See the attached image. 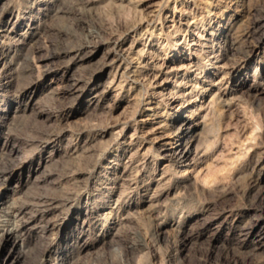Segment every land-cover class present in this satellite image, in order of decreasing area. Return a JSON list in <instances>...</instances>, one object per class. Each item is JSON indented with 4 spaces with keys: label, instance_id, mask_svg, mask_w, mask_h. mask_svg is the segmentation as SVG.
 <instances>
[{
    "label": "rangeland",
    "instance_id": "1",
    "mask_svg": "<svg viewBox=\"0 0 264 264\" xmlns=\"http://www.w3.org/2000/svg\"><path fill=\"white\" fill-rule=\"evenodd\" d=\"M152 1L0 0V22L15 17L22 32L0 42V206L28 221L13 264H264V0L164 4L168 19L182 8L196 15L192 33L231 28L227 50L214 37L200 74L176 83L195 85L185 99L211 98L217 85L204 96L200 87L215 51L234 88L227 103L212 97L207 106L197 181L176 167L161 178V169H143L114 134L143 116L134 109L148 83L125 45L152 42L164 57L194 53L173 29L138 38L155 16ZM122 58L119 87L111 79Z\"/></svg>",
    "mask_w": 264,
    "mask_h": 264
},
{
    "label": "bare ground",
    "instance_id": "2",
    "mask_svg": "<svg viewBox=\"0 0 264 264\" xmlns=\"http://www.w3.org/2000/svg\"><path fill=\"white\" fill-rule=\"evenodd\" d=\"M177 1L179 0H174V7ZM166 2H168V0H153L149 3L148 6H151L153 10L152 13L154 12V15L159 16L162 20H160V26L154 23L155 16L147 20V27L144 32H139L140 36H138V38L141 39L143 34L145 35L148 33V30H151L149 35L152 36L155 29H160V35L165 31L173 29L175 32L181 33L185 39H190L189 48H193L194 53L192 54L190 51L186 53L183 49H180L178 54L172 57H164L159 56L158 53L154 51L155 45L152 42L140 43V41L133 40L131 42L129 41L128 45H125L122 52L135 56L132 57L137 59L134 71L142 72L148 83L146 86V94H142L143 96L138 100L137 107L134 109L135 114H137L136 112H140L143 113V116L137 118L134 126L127 122L123 124L121 129L114 130V134L118 139H122L127 149H135L132 153L140 155L141 159L146 162L147 165L144 166L143 169H146L148 165L150 167L151 164L153 169H161L159 176V178H161L169 167H176V170L184 174V177H193L197 181L198 179H196V177L198 174L200 175V171H202L201 158L203 152L199 146L200 136L201 132L207 127V115L210 114L207 106L210 100H212V97H215L218 103H227L229 98H231L230 94L234 91V88H229L230 86H228L227 83L225 84L229 72L224 69L226 61L223 60L221 53L224 49L227 50L225 42L231 28L225 24L221 25L218 31L215 30L212 32V36L204 34V32L195 31L192 33V28L197 25L196 15L191 14L192 11L190 12L182 8L179 14H176L175 11L172 10L171 16L168 19V17H166L168 12L165 15L163 12ZM164 17L167 18L165 22ZM18 21L19 19L10 16L0 22V42L4 43L7 38L12 40L20 37L22 32H20V34L16 30V25L20 22ZM134 33L135 32H133V34ZM214 37L219 38V43H221L222 39H224V41L219 45L220 53L213 51L208 55L211 64L213 63L215 68L213 70L207 69V73L203 75L205 78L202 79L203 84H201L200 89L203 94L202 96H204L208 90L212 89L214 85H217V89L213 90V96L208 100H197L196 98L190 100H188L189 98L185 99L188 94L196 90L195 85L189 84L181 89L176 83H181L182 79L185 77L200 74L203 66L201 65L202 62L200 61V57L204 51L214 46ZM233 43L235 42L231 41V44ZM6 54L7 51H1L0 60H3ZM125 63L127 64L122 58L115 66V74H113L111 79V84L114 86L120 87L125 85L121 81V75L119 74L118 76L117 74H122L127 69V66H124ZM240 73H242V71L238 70L236 75ZM246 76L247 74L245 73V79L247 78ZM139 81H130L129 89L136 88L140 83ZM82 82H76L78 89L82 88ZM92 93L95 95L97 93L96 89H94ZM20 94H22V92ZM196 96L198 97V94ZM198 101H201V103H198ZM183 108H187L189 112L178 114L175 117L170 116L174 111H180ZM134 118L136 119V117ZM7 143L9 142L7 141ZM9 147H11L10 149L13 153H18L17 148L14 146ZM151 157L154 158L153 161ZM126 175H128V171L125 167L120 174V178L123 180ZM113 183H116V181ZM119 200V196L116 195L110 204L111 210L115 206L117 207ZM2 202L4 201L2 200ZM2 207H4L3 204L0 206V264H13L17 258L16 252L23 238L22 234L26 231L25 227H27L28 221L20 219L23 216V211H6V209ZM107 213L109 214V212ZM51 264L59 263L54 262Z\"/></svg>",
    "mask_w": 264,
    "mask_h": 264
}]
</instances>
